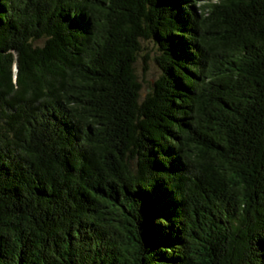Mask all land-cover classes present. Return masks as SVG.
<instances>
[{"label":"trees","instance_id":"obj_1","mask_svg":"<svg viewBox=\"0 0 264 264\" xmlns=\"http://www.w3.org/2000/svg\"><path fill=\"white\" fill-rule=\"evenodd\" d=\"M0 264H264V0H0Z\"/></svg>","mask_w":264,"mask_h":264},{"label":"rangeland","instance_id":"obj_2","mask_svg":"<svg viewBox=\"0 0 264 264\" xmlns=\"http://www.w3.org/2000/svg\"><path fill=\"white\" fill-rule=\"evenodd\" d=\"M204 2L205 1H202L200 3L202 4ZM142 46L143 51L141 55L143 58L141 56L137 58V62L134 66V73L142 86L140 96L144 98L152 83L155 82L162 73L155 62V59L160 56L157 46L152 41H145L142 43Z\"/></svg>","mask_w":264,"mask_h":264}]
</instances>
